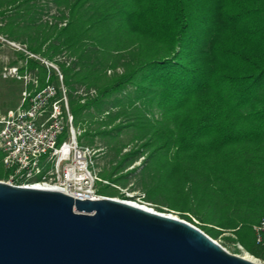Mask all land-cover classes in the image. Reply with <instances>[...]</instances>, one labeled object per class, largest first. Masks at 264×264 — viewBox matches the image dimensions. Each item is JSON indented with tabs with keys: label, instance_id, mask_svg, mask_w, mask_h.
Instances as JSON below:
<instances>
[{
	"label": "trees",
	"instance_id": "obj_1",
	"mask_svg": "<svg viewBox=\"0 0 264 264\" xmlns=\"http://www.w3.org/2000/svg\"><path fill=\"white\" fill-rule=\"evenodd\" d=\"M44 1L57 8L61 22L68 19L66 26L39 24ZM0 20V33L16 42L27 37L35 55L55 61L68 51L76 58L59 64L77 127L86 112L126 96L108 119L133 117L127 127L139 131L142 144L119 151L112 171L100 175L109 184L99 183V196L115 198L113 186L137 175L147 199L156 202L161 185L178 176L195 185L186 202L222 203L223 225H205L206 234L218 239L230 232L229 243L264 259L254 231L264 220V0H0ZM26 60L21 72L36 75L37 90L43 89L48 69ZM80 87L96 96L83 103ZM138 103L147 111L156 106L160 119L149 118ZM84 134L93 145L97 134ZM146 153L145 166L129 170Z\"/></svg>",
	"mask_w": 264,
	"mask_h": 264
},
{
	"label": "water",
	"instance_id": "obj_2",
	"mask_svg": "<svg viewBox=\"0 0 264 264\" xmlns=\"http://www.w3.org/2000/svg\"><path fill=\"white\" fill-rule=\"evenodd\" d=\"M0 264H257L172 215L0 182Z\"/></svg>",
	"mask_w": 264,
	"mask_h": 264
},
{
	"label": "built area",
	"instance_id": "obj_3",
	"mask_svg": "<svg viewBox=\"0 0 264 264\" xmlns=\"http://www.w3.org/2000/svg\"><path fill=\"white\" fill-rule=\"evenodd\" d=\"M13 46L23 50L15 43ZM25 53L28 60L40 62L49 73L47 85L37 90L39 79L36 75L22 73L16 66L4 70L5 80L23 82L26 86L19 106L0 112V169H5L6 183L28 188L40 186L38 189L60 191L82 201L101 199L97 185L109 183L96 173V151L78 141L82 132L74 125L62 70L57 62ZM62 58L57 61L61 62ZM53 75L54 83L51 82ZM29 85L35 89L30 90ZM78 94L84 103L87 97H95L96 91L81 89ZM65 137L59 145L60 139ZM254 231L257 244L264 245V220Z\"/></svg>",
	"mask_w": 264,
	"mask_h": 264
},
{
	"label": "rangeland",
	"instance_id": "obj_4",
	"mask_svg": "<svg viewBox=\"0 0 264 264\" xmlns=\"http://www.w3.org/2000/svg\"><path fill=\"white\" fill-rule=\"evenodd\" d=\"M42 5H44L46 8L45 12L40 17L41 20L39 24L41 23L45 25L46 23H49L50 25H53L59 23V26L62 27L61 24L67 22L68 19L61 22V14L53 4L49 5L47 1H44L42 2ZM57 17H59V19H56ZM25 23V21H21V25L24 26ZM3 25H5V22L3 20H0V27ZM23 41H13L0 33V111L16 109L20 105L21 94L24 89H26L25 83L13 80H5L3 76L4 70L7 67L16 66L20 69L26 67L27 60L26 58L22 57L26 55L25 51L30 52V50L28 48L29 44L27 43V37H23ZM14 43L21 46L23 50L14 47ZM38 56L43 58L40 55ZM61 57L65 59L62 58L60 64L66 63L69 66L76 61V58L71 57L68 51H64ZM57 59H59L58 56L54 62H57ZM57 63L60 67L59 62ZM118 71L121 72L122 70L119 69ZM112 75L113 71H109L108 76L111 77ZM28 88L30 89V85ZM80 89L86 90L85 87H80L77 90L79 91ZM129 92H132V98L134 99L136 93L134 92L133 87L129 88ZM125 97V95H120L118 97L112 98L102 108L101 112H98L96 110L86 112L81 124L78 127L75 125V127L82 132V136L78 137L80 145L91 147L96 151L95 170L99 176L106 171H112L113 167L119 159V151H122L123 154H126L129 151L138 148V146H141L142 144L141 141L136 140V136L140 134L139 131H137L134 127H127L128 121H133V117L127 118L124 116L114 122H110V120L108 119L109 112L117 113L120 110V107L115 105L117 99H124ZM137 105H139V107H142V110L145 111V114H147L149 118L153 119L155 117L156 119H160V113L156 106H154L153 108H149V111H147V108L145 109L141 103H138ZM126 107L129 109V115H132V113L135 112L134 108L129 107V104H126ZM105 121H108V125L103 124V122ZM119 124H123L125 126L120 131L117 130V126ZM105 129L111 131V134L106 136L104 134H99L102 131H105ZM86 131L97 134L94 139L93 145H90L89 143L91 140L90 137H84V132ZM65 140L66 137L61 138L59 141V145ZM148 154L149 153H146L145 157L136 162L129 170L138 167L141 170L145 166V163L148 159ZM149 165L152 168L158 167L159 169H161L162 167L161 165H159L157 160H151V163H149ZM4 173H6L5 169H0V176H3ZM174 179L175 180H167L166 182H164L165 184L161 185L159 195L155 197V200L158 203L152 202L147 199V194L142 184V179L137 175L131 176L126 186H113L119 191V194L115 197V199L129 202L142 201L146 204H144L145 206L154 209L156 212L175 216L176 218L193 225L201 231H203L202 228L205 225L208 227L223 225L224 215L222 210L220 209L222 203H197V201L194 200V197H192L193 202L188 203V201L186 202L187 195L188 193H191L193 191L195 187L194 183L187 182L186 180L181 179L178 176H176ZM0 182L6 183L7 181L5 178H2L0 179ZM98 187H100L99 183L97 185V188ZM179 210L189 211L190 213L182 214ZM183 215L189 217L191 220H185ZM231 237L235 238L232 233L225 232L218 239H213L212 237L211 238L218 244H220L226 251L233 255L241 257L245 256L246 253L250 254L240 244L229 243L226 240V238ZM256 259L264 264V259Z\"/></svg>",
	"mask_w": 264,
	"mask_h": 264
},
{
	"label": "bare ground",
	"instance_id": "obj_5",
	"mask_svg": "<svg viewBox=\"0 0 264 264\" xmlns=\"http://www.w3.org/2000/svg\"><path fill=\"white\" fill-rule=\"evenodd\" d=\"M37 188H40V186H38ZM132 203H136L137 205H141L142 204H138L137 202H132ZM146 207V206H145ZM175 217V216H173ZM176 218V217H175ZM178 219V218H177ZM241 258L253 262V263H257V264H262L261 262H259L255 257L251 256L250 254L246 253L245 256H241Z\"/></svg>",
	"mask_w": 264,
	"mask_h": 264
},
{
	"label": "crops",
	"instance_id": "obj_6",
	"mask_svg": "<svg viewBox=\"0 0 264 264\" xmlns=\"http://www.w3.org/2000/svg\"><path fill=\"white\" fill-rule=\"evenodd\" d=\"M8 111V110H7ZM0 112H6V111H0ZM1 128V127H0ZM4 175H6V173H4Z\"/></svg>",
	"mask_w": 264,
	"mask_h": 264
}]
</instances>
